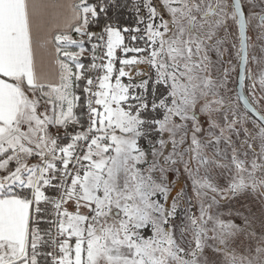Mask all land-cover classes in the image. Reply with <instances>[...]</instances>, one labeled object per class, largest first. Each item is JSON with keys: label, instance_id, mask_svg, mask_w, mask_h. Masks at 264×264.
<instances>
[{"label": "snow or ice", "instance_id": "snow-or-ice-1", "mask_svg": "<svg viewBox=\"0 0 264 264\" xmlns=\"http://www.w3.org/2000/svg\"><path fill=\"white\" fill-rule=\"evenodd\" d=\"M0 264H264V0H0Z\"/></svg>", "mask_w": 264, "mask_h": 264}, {"label": "flooded vegetation", "instance_id": "flooded-vegetation-1", "mask_svg": "<svg viewBox=\"0 0 264 264\" xmlns=\"http://www.w3.org/2000/svg\"><path fill=\"white\" fill-rule=\"evenodd\" d=\"M250 34L252 35L253 40L255 41V35H256V33L255 32H251ZM257 52H258V49H257ZM209 54L212 57L213 61H216V54L215 53H209ZM233 77H235V74H233ZM245 94H246V90H245ZM221 203H226L227 206L229 207V202L228 201H222ZM241 205H243V208L250 207V205L248 203L244 202V201H241L240 203L232 202V204H231V207H233L232 210H236V209L243 210V208L241 207ZM226 210L229 211L230 208H228ZM227 218H228V216H227Z\"/></svg>", "mask_w": 264, "mask_h": 264}, {"label": "rangeland", "instance_id": "rangeland-1", "mask_svg": "<svg viewBox=\"0 0 264 264\" xmlns=\"http://www.w3.org/2000/svg\"><path fill=\"white\" fill-rule=\"evenodd\" d=\"M145 148H146V147H145ZM175 179H176V177L173 176V180H175ZM181 182H183V181L181 180ZM228 208H229V207L227 206L226 203H221V209H220V210H221L222 212L225 213V216H224L225 219H227V216H228L227 213L230 211V210H229V211L226 210V209H228ZM232 208H233V207H231V209H232Z\"/></svg>", "mask_w": 264, "mask_h": 264}, {"label": "trees", "instance_id": "trees-1", "mask_svg": "<svg viewBox=\"0 0 264 264\" xmlns=\"http://www.w3.org/2000/svg\"><path fill=\"white\" fill-rule=\"evenodd\" d=\"M141 67H146V66H143V65H142ZM142 144H143V146L146 147V148L149 147L148 144H147L146 142H142Z\"/></svg>", "mask_w": 264, "mask_h": 264}]
</instances>
